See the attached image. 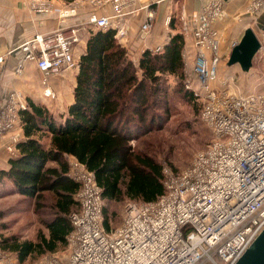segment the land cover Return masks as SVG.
<instances>
[{"label":"built area","instance_id":"obj_1","mask_svg":"<svg viewBox=\"0 0 264 264\" xmlns=\"http://www.w3.org/2000/svg\"><path fill=\"white\" fill-rule=\"evenodd\" d=\"M87 1L111 2L114 12L92 13L87 22L34 34L20 44L22 60L35 61L45 76L76 70L79 59L74 49L92 27L117 28L120 38L126 33L120 27L121 5L131 0H75L59 14L75 15ZM221 4L222 0H209L196 16V26L190 31L195 44L190 70L196 87L186 81L204 100L201 115L213 130L211 143L181 173L165 169V192L156 201H128L122 222L111 231L103 225L104 199L93 172L71 157L68 175L80 183L76 193L80 206L69 216L73 226L67 237L70 253L67 258L46 254L31 264H234L263 230L264 92L238 95L211 85L221 58L212 21L221 14ZM262 5L264 0H253L251 8ZM141 26L144 30L151 27L149 21ZM259 38L258 51L264 56V27ZM1 48L0 41V69ZM183 55L186 60L185 50ZM23 61L17 66L19 71ZM190 70L185 68L187 76ZM44 90L46 96L54 97L48 85ZM24 109L30 106L21 91L11 90L6 98L0 97V141L10 134L9 159L18 156L16 144L24 137L19 131ZM0 264L17 263L0 249Z\"/></svg>","mask_w":264,"mask_h":264},{"label":"trees","instance_id":"obj_2","mask_svg":"<svg viewBox=\"0 0 264 264\" xmlns=\"http://www.w3.org/2000/svg\"><path fill=\"white\" fill-rule=\"evenodd\" d=\"M63 1L72 4L75 0ZM89 32L79 56L74 101L67 112L58 117L48 107L30 101V109L21 111L24 137L16 144L18 156L9 159L8 168L0 169V187L7 184L39 201L44 192L55 196L53 215L45 221L48 235L40 233L36 241H19L15 236L0 239L1 250L11 251L18 264L68 244L73 229L69 216L80 206L76 195L80 183L68 175L71 157L93 172L100 185L103 225L110 231L106 202L126 196L154 202L165 192L167 167L151 150L131 142L139 143L164 127L172 115L173 92L195 104L199 116L195 124L210 132L194 91L185 86L183 32L170 34L160 49L144 50L137 61L119 41L117 28H91ZM169 76L176 78V85L169 82ZM169 169L176 175L184 170Z\"/></svg>","mask_w":264,"mask_h":264},{"label":"crops","instance_id":"obj_3","mask_svg":"<svg viewBox=\"0 0 264 264\" xmlns=\"http://www.w3.org/2000/svg\"><path fill=\"white\" fill-rule=\"evenodd\" d=\"M208 1H128L121 5L123 14L120 19V27H125L126 33L121 38L117 37L127 46L131 57L137 61L144 50L162 47L167 43L170 34L183 32L186 41L184 50L192 66L195 59V44L190 31L196 26L197 14ZM56 4L62 3L56 1ZM221 5L222 12L212 21V25L217 30L222 54L230 53L247 27H252L256 35L261 37L264 27V5L257 7L256 10L251 8L253 0H222ZM60 9L52 7L44 11L33 10L29 7V0H0V41L1 51L4 53V62L0 69V97L6 98L11 90L19 88L29 99H44L47 97L43 88L48 85L57 95L55 101L49 102L48 108L58 117L65 114L74 101L78 68L45 76L38 69L35 61L22 60L24 53L20 44L36 33H45L61 26L87 22L92 13L101 16L114 12L111 2L98 5L87 1L83 3L80 12L65 17L59 14ZM145 21L150 22L151 27L148 30L142 29L141 24ZM89 31L84 34L74 49L77 59L86 48ZM22 61L23 67L19 71L17 66ZM43 80L46 81V85ZM19 131L23 134L22 129ZM8 161V156L4 157L0 167L8 168Z\"/></svg>","mask_w":264,"mask_h":264},{"label":"rangeland","instance_id":"obj_4","mask_svg":"<svg viewBox=\"0 0 264 264\" xmlns=\"http://www.w3.org/2000/svg\"><path fill=\"white\" fill-rule=\"evenodd\" d=\"M56 1L58 3L60 1L62 4L57 5ZM69 5L72 4H67L63 0H29V7L33 10L44 11L50 6L60 9L61 7L66 8ZM219 54L221 58L218 64V76L211 85L226 89L228 92L230 91L238 95L264 92V56L259 51L254 58L253 65L248 71H243L238 63L228 64L230 54H222L221 49ZM187 58L185 60V68L190 70L191 63ZM188 79L190 80L189 84L196 87L191 70L188 76L186 75L184 81L185 86L194 91L193 87L187 85L186 81ZM169 82L172 85H176V78L174 76H169ZM16 89L22 92L28 103L33 101L44 107H48L49 102L52 100L55 101L57 98L56 93L53 91L54 97L45 95L47 98L44 99H29L24 91L19 88ZM173 94H175V96L173 97L174 106L172 107V115L169 121L165 123L164 127L146 135L139 143H131L137 148L151 150V154L156 156V158L163 163L164 167L168 169L173 168L175 171H178L185 169L191 163L195 154L208 147L213 140L214 134L204 118L203 120L210 132L202 131V127L195 124L199 116L194 103L188 101V99L184 98L180 93L173 92ZM195 97V101L198 103V108L200 109L201 106L203 107L204 100L201 96L198 97L195 95ZM9 135L10 134H7L5 138L0 141V164H2V159L8 156L6 147L11 143ZM2 187H0V239L15 236L19 241H36L40 233L48 235V228L45 226V221L49 220L53 215L51 208V204L54 202L55 198L53 192H44L43 200L39 201L36 198L26 197L20 192L18 193L9 189L8 187L10 186H7V184H5L3 188ZM128 201L141 203L140 200H135L128 196L119 201L111 200V202H106V207L109 211L108 223L111 226L110 231L115 229V226L120 225L122 222V215L124 214V208ZM3 251L8 252L12 258H14L11 251ZM52 253L62 258H67L70 253L69 241L66 246L60 245L56 251L29 257L20 264H31L34 260ZM14 260L18 264L16 258H14ZM208 264L210 263L208 262Z\"/></svg>","mask_w":264,"mask_h":264},{"label":"water","instance_id":"obj_5","mask_svg":"<svg viewBox=\"0 0 264 264\" xmlns=\"http://www.w3.org/2000/svg\"><path fill=\"white\" fill-rule=\"evenodd\" d=\"M260 44L261 40L254 29L247 27L240 41L233 45L228 64L238 63L243 71L250 70ZM234 264H264V228Z\"/></svg>","mask_w":264,"mask_h":264}]
</instances>
